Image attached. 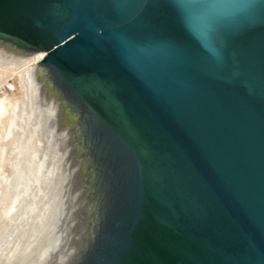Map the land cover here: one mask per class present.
Segmentation results:
<instances>
[{
	"label": "water",
	"instance_id": "obj_1",
	"mask_svg": "<svg viewBox=\"0 0 264 264\" xmlns=\"http://www.w3.org/2000/svg\"><path fill=\"white\" fill-rule=\"evenodd\" d=\"M38 51L0 264H264V0H0Z\"/></svg>",
	"mask_w": 264,
	"mask_h": 264
},
{
	"label": "rangeland",
	"instance_id": "obj_2",
	"mask_svg": "<svg viewBox=\"0 0 264 264\" xmlns=\"http://www.w3.org/2000/svg\"><path fill=\"white\" fill-rule=\"evenodd\" d=\"M22 64L23 62L15 65L10 63H7L6 65L0 64V97L6 99L5 111L3 115L0 116L1 117L0 118V245L9 234L10 218L12 213L11 209L12 208L14 209L18 205V203L22 200L20 199V197L23 198L22 196H20L22 192L18 197L19 199L16 197L17 200L16 202L18 203L16 204V202L15 203L13 202L14 203V204L12 203L13 207L10 209V211H8L10 201H12L13 196L18 194V192L20 193L22 187L27 186L23 181H18V180L6 181L4 174V166L8 159L7 143L19 131L22 120L23 105H24V91H23L24 88L20 87L23 86L22 85L23 82L19 77L21 71L25 69L22 68L23 67L21 66ZM10 80L12 81L14 91L11 93L10 92L7 93L6 90L3 88V85L5 82H8ZM14 111L15 113L12 114ZM9 119L11 120L12 124H14V125L11 124L12 126L11 128L9 127L10 125L8 124ZM28 189H26V192L24 191L25 192V194L23 193L24 195H26V193L29 192Z\"/></svg>",
	"mask_w": 264,
	"mask_h": 264
},
{
	"label": "bare ground",
	"instance_id": "obj_3",
	"mask_svg": "<svg viewBox=\"0 0 264 264\" xmlns=\"http://www.w3.org/2000/svg\"><path fill=\"white\" fill-rule=\"evenodd\" d=\"M43 56V53L42 52H40V51H38V52H36V53H34L33 55H31L30 57H28L27 58V60L25 59L24 61H22L23 62V64L21 65V66H23L22 68H26V67H28V66H30L31 64H33V63H36V62H38V60L39 59H41V57ZM25 61H27V62H25ZM21 62V63H22ZM25 62V63H24ZM20 64V63H19ZM20 66V67H21ZM22 83V82H21ZM23 85V84H22ZM20 87H23V86H20ZM24 88V87H23ZM22 88V89H23ZM21 89V88H20ZM23 91H24V89H23ZM7 92V91H6ZM8 93V92H7ZM6 94V93H5ZM5 106H6V99L5 98H1L0 97V116H2L3 115V113H4V111H5ZM15 113V111L12 113V114H14ZM15 116V115H14ZM14 116H13V118H14ZM1 118V117H0ZM11 119V118H10ZM9 119V127L11 128L12 126H11V124H12V122H11V120ZM14 122V121H13ZM12 125H14V124H12ZM9 129V128H8ZM26 187V188H25ZM22 190L20 191V193L18 192V194H16L15 196H13V199H12V201H10V205H9V207H8V211H10V209L13 207L12 205L17 201L16 200V197L18 198L19 197V195L21 194V192H22V194L20 195V196H22L23 198H24V194H25V192H26V189H28V186H24V187H22L21 188ZM29 190V189H28ZM27 190V191H28ZM25 191V192H24ZM24 193V194H23ZM27 194V193H26ZM24 195V196H23ZM23 198H21L20 197V199H23ZM19 199V198H18ZM20 201V200H19ZM14 202V203H13ZM13 203V204H12ZM18 202H16V204H17ZM14 207H15V205H14ZM13 209V208H12ZM12 209H11V211H12Z\"/></svg>",
	"mask_w": 264,
	"mask_h": 264
},
{
	"label": "built area",
	"instance_id": "obj_4",
	"mask_svg": "<svg viewBox=\"0 0 264 264\" xmlns=\"http://www.w3.org/2000/svg\"><path fill=\"white\" fill-rule=\"evenodd\" d=\"M3 88L7 91V92H13L14 91V88H13V84H12V81H8V82H5L4 85H3ZM2 89V87H1Z\"/></svg>",
	"mask_w": 264,
	"mask_h": 264
}]
</instances>
